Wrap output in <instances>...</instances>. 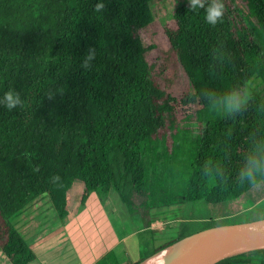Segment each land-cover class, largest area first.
Listing matches in <instances>:
<instances>
[{
	"label": "trees",
	"instance_id": "obj_1",
	"mask_svg": "<svg viewBox=\"0 0 264 264\" xmlns=\"http://www.w3.org/2000/svg\"><path fill=\"white\" fill-rule=\"evenodd\" d=\"M99 2L0 0V97L11 89L24 101L12 110L0 105V249L12 264L34 260L21 215L48 199L64 222L76 182L84 185L82 205L111 190L130 210L136 198L150 200L156 178L179 175L174 145L190 138L191 126L180 125L193 117L198 132L188 155L182 150L184 189L160 205L141 203L143 210L228 203L264 182V97L256 90L264 85V0H245V17L224 4L216 25L204 19L210 0L196 10L189 1L178 5L164 55L154 53L151 0H104L97 12ZM162 59L176 61L172 75L180 70L184 93L170 90ZM246 88V102L231 110ZM105 258L120 264L112 252ZM252 263L264 264V251L216 264Z\"/></svg>",
	"mask_w": 264,
	"mask_h": 264
},
{
	"label": "crops",
	"instance_id": "obj_2",
	"mask_svg": "<svg viewBox=\"0 0 264 264\" xmlns=\"http://www.w3.org/2000/svg\"><path fill=\"white\" fill-rule=\"evenodd\" d=\"M83 190L84 185L80 182L74 183L70 189V213L64 222L55 216L49 204L50 208L42 213L39 208L34 209L38 205L36 203L30 211H25L21 215L19 222L21 231L34 253V260L29 264H98L111 252L116 253L120 264H139L154 255L152 252L156 248L165 244L160 242L154 245L158 238L161 239L164 235L159 234L161 225L164 227L174 220L150 213L149 220L141 225L139 223L141 219L139 222L135 219L126 220V214L124 215L118 206H113L114 191L111 190L105 200H101L99 194L93 192L88 196L85 205H82ZM248 196L255 201L248 210L255 209L253 206L256 205L257 209L264 205V182L255 185L248 192ZM218 205L226 206L223 203ZM109 210L112 213H109ZM47 211H50V217L46 215ZM221 213L226 214V217L229 215ZM182 220L184 219L180 222L184 223ZM152 231L154 233L149 240L140 242L135 240L139 235ZM196 232L198 231L188 229L184 232L183 228L182 233L179 232V240ZM147 246H150L148 251L152 255L133 256V252L136 255V250ZM0 264H12L1 249Z\"/></svg>",
	"mask_w": 264,
	"mask_h": 264
},
{
	"label": "rangeland",
	"instance_id": "obj_3",
	"mask_svg": "<svg viewBox=\"0 0 264 264\" xmlns=\"http://www.w3.org/2000/svg\"><path fill=\"white\" fill-rule=\"evenodd\" d=\"M189 0H151V7H152V12L155 18V23L158 28L157 35L155 36L156 42L159 45V48L154 52L157 55H164L165 53H169L170 49V44L168 42L167 36L165 34V27H175V22L173 19V13L175 9L178 7V5L182 3H186ZM224 4H230L233 7L238 8V10L241 12V14L245 17V15L248 13L247 9V4L245 0H223ZM148 34L151 33V30L147 31ZM172 58V57H171ZM154 59V57H153ZM163 61L160 60V66L159 68H163L165 66H168V69L165 70V74L169 75L170 78L173 79L172 82L169 83L170 85V90L177 95H180L186 91L187 88V81L184 78L183 75L180 76V70H178V73L176 76L172 75L174 74V69L178 68V65L175 60L172 59H162ZM180 69V66H179ZM252 87H255V84L252 85ZM256 90L264 97V85L262 86H257ZM250 90L248 88L244 89L242 92L238 93L235 95L234 98H238L240 100V105L246 102L248 99ZM233 98V99H234ZM183 122L179 121L177 119V123ZM191 126L193 133L191 134L190 138L179 140V142H176V146L174 147L179 148L177 151L179 154V162L177 163V169L179 171V175L176 176L175 179H170L169 173L165 172L163 174V177L156 178V183H157V189L154 190V192L150 196V200L144 198V199H138L133 202L131 210L127 207V204L122 201L121 195L116 192L115 190L112 194L115 196L113 197L112 201L114 203L113 206H118V209H121L123 214H126V220L129 219H135L136 221L141 223V225L149 219V214L154 213V214H159L163 217H166L169 220H174L173 223L169 225H165L163 227V224L161 225V230L159 231V234L163 233L164 235L161 236V239L158 238L156 243L154 245L160 244V242L165 243L166 241H169L171 239H176L179 234V232L184 228V232L188 230L190 231H199L203 228H209L213 227V225H218L219 223H223L224 225L227 224H235V223H243V222H250V221H255V220H261L264 219V205L259 207L258 209L256 206H253L255 209L248 210L251 205H254L255 201L253 198H249L248 193L244 195L242 198L239 200L232 201V203H223L225 205H215V204H208L205 201H198V202H187L183 205H176L174 206H160V208H156L153 210H147L142 209V204L145 203L147 205H154V204H162L163 202L170 201L173 199V195L175 197H178L180 194L181 190L184 189L187 179H188V164H184L183 162V154L188 155V151L191 148L192 141L194 140V135L196 136L197 134V126H198V121L196 117H193L190 121L182 123L180 126ZM170 135H168V138ZM163 151V150H162ZM163 154H166L163 153ZM148 166L150 167L151 171V164L148 163ZM161 171V170H160ZM162 173V171H161ZM160 173V174H161ZM150 183L151 188L154 186V184L151 183L152 181V176L150 175ZM81 184V183H80ZM130 194V193H129ZM103 196V195H101ZM136 196V195H135ZM134 194L131 195L130 197L127 198L133 200ZM141 198V197H140ZM38 205L34 207V209L39 208L40 213L44 212L47 210L49 206H51V203L49 202L48 199L40 200L37 202ZM49 204V206H48ZM140 204V206H139ZM50 208V207H49ZM53 210V208L51 207ZM114 211V209H113ZM229 213L228 217H226V214L222 213ZM39 212H37L38 214ZM109 213H112L109 210ZM46 215L50 217V211H47ZM234 215V216H233ZM141 217V218H140ZM226 217V218H225ZM40 218V217H39ZM123 220V218L121 217ZM184 219V223H181L180 220ZM136 225V224H135ZM154 232H146L143 233L142 235H139L136 241H147L150 239ZM166 235V236H165ZM152 246L154 248L155 246ZM150 246L147 247H142L141 250H136V255L133 252V256L135 257H140L144 256L145 254L147 256H150L151 254L149 253ZM148 251V252H147ZM247 255H251L255 258L260 256L261 251H249L245 253ZM113 255L116 258V261L118 263H121L119 259L117 258L116 253H113ZM137 259V258H136ZM98 264H113L112 260L109 258H105L101 260ZM255 264V263H252Z\"/></svg>",
	"mask_w": 264,
	"mask_h": 264
},
{
	"label": "water",
	"instance_id": "obj_4",
	"mask_svg": "<svg viewBox=\"0 0 264 264\" xmlns=\"http://www.w3.org/2000/svg\"><path fill=\"white\" fill-rule=\"evenodd\" d=\"M162 251H166V264H216L249 251L263 252L264 219L209 227L172 243L154 255Z\"/></svg>",
	"mask_w": 264,
	"mask_h": 264
},
{
	"label": "clouds",
	"instance_id": "obj_5",
	"mask_svg": "<svg viewBox=\"0 0 264 264\" xmlns=\"http://www.w3.org/2000/svg\"><path fill=\"white\" fill-rule=\"evenodd\" d=\"M189 4L193 10L204 8L205 0H189ZM105 7L104 0H100L99 3L95 5V11L100 12L101 9ZM224 16V3L223 0H210L208 6L205 8L204 19L209 25H216L222 22ZM95 56V51L90 50L89 54L84 58L83 67L87 68L89 66V61ZM24 101L21 99L20 94L15 90H8L4 92L3 96L0 97V105L5 106L8 110H12L20 105ZM231 110H236L240 107V100L234 98L229 105Z\"/></svg>",
	"mask_w": 264,
	"mask_h": 264
},
{
	"label": "bare ground",
	"instance_id": "obj_6",
	"mask_svg": "<svg viewBox=\"0 0 264 264\" xmlns=\"http://www.w3.org/2000/svg\"><path fill=\"white\" fill-rule=\"evenodd\" d=\"M165 253L166 251H162L156 254L155 256H153L152 258L144 261L142 264H166L165 258H164Z\"/></svg>",
	"mask_w": 264,
	"mask_h": 264
}]
</instances>
